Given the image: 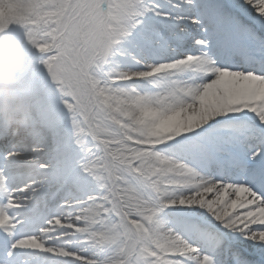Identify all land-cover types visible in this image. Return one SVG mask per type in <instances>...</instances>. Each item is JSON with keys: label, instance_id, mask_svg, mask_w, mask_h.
Instances as JSON below:
<instances>
[{"label": "snow or ice", "instance_id": "snow-or-ice-1", "mask_svg": "<svg viewBox=\"0 0 264 264\" xmlns=\"http://www.w3.org/2000/svg\"><path fill=\"white\" fill-rule=\"evenodd\" d=\"M24 7L79 130L88 264H264V0Z\"/></svg>", "mask_w": 264, "mask_h": 264}, {"label": "rangeland", "instance_id": "rangeland-1", "mask_svg": "<svg viewBox=\"0 0 264 264\" xmlns=\"http://www.w3.org/2000/svg\"><path fill=\"white\" fill-rule=\"evenodd\" d=\"M24 3L25 0H0V87L5 83H14L21 73L24 72L26 57L17 47L19 37L18 30H23L26 27V10ZM28 39L32 42V38L29 35ZM26 83L28 89L32 87H41V89L44 90V94L42 95V99L46 105L44 113L53 120H61V134L66 136L72 135L71 141L66 143V145L68 146L74 141L73 146L75 147V151H78V155H80L79 130L76 127L74 114L67 110V102L64 94L60 90V86L56 85L54 81H51L49 76L45 74V71L42 70L41 65L39 64V66H36L35 62H32L31 69L27 72ZM25 144L27 156L19 162L26 168H17L16 175H14L11 180L14 181L12 185H7V179L5 180V173L10 172L11 168L8 167L5 170H0V223H2L3 217L9 216L8 213L5 215V212L6 208L8 205H11L13 200H16L14 201V206L16 207H24L27 205V209L31 210H29L26 217L31 220L20 227L24 228L30 225L34 226L36 223H41L42 227L36 228V234L30 235L38 238L42 234H53L49 237L51 241L45 245L46 251L42 253L57 260L60 264H63V260L65 259L63 251L73 254L74 256L77 255V253H74L75 251H70L62 241L65 238H67V240L70 239L69 236L71 235H76V231L79 230V224H71L68 222L69 225L65 220L61 221L58 213L64 209L72 208L70 207L71 205L68 202L64 204L65 201H60L53 195V192H49L43 188L42 183L49 182L50 178H48L47 175L41 174L46 173L45 169H48V165L51 164V162L45 163L40 157L42 155H49L51 152L48 153V150L43 148V146L31 145L30 141L25 142ZM20 145L23 144H17V146ZM6 146V144H0V161L6 165H10L11 162H18L16 158L11 156L20 153V150H18V148L7 149ZM33 167L34 169H31ZM29 169L33 172H29ZM69 174V177L73 178L75 183L80 182V180L84 183L83 177L86 175V172L82 168L79 171L73 169ZM80 186L81 187L78 186V188L83 191L82 185ZM34 189H39V191H34ZM10 191L15 192L14 197L17 196L20 198L14 199L9 193ZM27 193L28 195H26ZM70 193L72 192L70 191ZM33 194H36L37 197H34L35 195L33 196ZM20 195L26 197H21ZM44 196H48V198L42 201L37 199L45 198ZM61 204H63V208L57 211ZM32 210H36L39 215H30V211ZM51 220L58 223L61 222V224L68 227V229H57L55 223L51 222ZM16 227H19V223L16 224ZM44 229H47L46 234H44ZM49 248L53 249L52 252H50Z\"/></svg>", "mask_w": 264, "mask_h": 264}, {"label": "bare ground", "instance_id": "bare-ground-1", "mask_svg": "<svg viewBox=\"0 0 264 264\" xmlns=\"http://www.w3.org/2000/svg\"><path fill=\"white\" fill-rule=\"evenodd\" d=\"M31 95L36 99V103L30 107L29 116L27 118V122L25 124V130L22 131L19 135L13 137L7 132V126L5 124V118L2 113H0V144H6L7 149H16L20 150V153H16L14 157L18 162H11L10 165H6L0 161V170H5L6 168H11L10 172L5 173L7 179V185H12L14 181H11L13 176L16 175L17 168L25 169L26 167L22 166L20 162L24 157L27 156V150L24 145L25 142L30 141L31 145L35 146H43L48 150L49 155H42L40 158L46 163H50L51 172L43 173L41 175H47L50 178L49 182L42 183L43 188L48 190L49 192H53V195L59 199L60 201H65L71 205L72 208H67L58 213L59 218L65 220L67 223H75L79 224V230L76 231V235L69 236L70 239L67 240L65 238L62 243L65 244L70 251H75L77 253V257L73 254H70L66 251H63L64 262L63 264H88V261L84 257L83 248V235L80 233V229L83 228V222L79 217V213L81 208L86 206L82 204V197L80 194L84 193L85 184L80 182H74L73 178H70V171L73 169L79 171L81 167V159L80 155H78V151H75V147L73 143L70 145H66L72 139V135H64L61 134L60 130L62 128L61 120H53L45 111V103L42 99V95L44 94V90L41 87H32L29 89ZM17 144H23L17 146ZM45 145V146H44ZM20 161V162H19ZM3 164V165H2ZM48 165V167H49ZM31 169H34L31 168ZM30 170V169H29ZM29 172H33L30 170ZM11 177V178H10ZM82 185L83 191L78 188ZM56 191V192H55ZM70 191L75 196H68L67 194ZM12 197H14L15 192H9ZM28 195V193L26 194ZM35 195V196H34ZM48 195V194H46ZM57 195V196H56ZM21 196V195H20ZM34 197H37L36 194H33ZM26 197V196H21ZM45 198H37L39 201L45 200L48 196H44ZM20 198L15 196L14 199ZM35 200V199H34ZM11 201V200H10ZM16 200L11 202V205L6 208V213L9 216L2 218V223H0V240H4L5 238H11V236H15L17 238H21L20 243L24 251L20 253L21 264H25V260H27V264H60L57 260H54L48 257L46 254L42 253L46 251L45 245L49 243V237L53 234L40 235L38 238L36 236H31L30 234H36V228L34 226H27L21 228L20 226L29 222L31 219H28L26 215H28L29 210H24V207H16L14 206ZM37 201V200H36ZM30 215H39L36 210L30 211ZM71 213V216L68 214ZM51 222L55 223L57 229H68V227L63 226L54 220ZM19 223V227H16V224ZM68 223V224H69ZM28 224V223H27ZM70 225V224H69ZM50 252H52V248H49Z\"/></svg>", "mask_w": 264, "mask_h": 264}, {"label": "clouds", "instance_id": "clouds-1", "mask_svg": "<svg viewBox=\"0 0 264 264\" xmlns=\"http://www.w3.org/2000/svg\"><path fill=\"white\" fill-rule=\"evenodd\" d=\"M33 31L34 29L30 28L27 22L23 30H18L19 37L17 47L26 57L24 72L21 73L14 83H5L0 87V113H2L5 118L8 134L13 137L25 130V124L30 114L29 109L37 102L31 95L26 83L27 72L31 69L32 62H35L36 66L40 64L35 45L28 39L29 33ZM45 172H51V165H49L48 169H45ZM34 191H39V189H34ZM67 195L72 197L76 194L68 193ZM80 195L83 198L82 204L86 205L81 208L78 217L83 222V228L80 229V233L83 235L90 227L88 218L95 205L94 198L87 197L84 193ZM60 208H63V204L59 205L57 211H59ZM26 209L27 205L24 206V210ZM68 215L71 216V213ZM34 227L41 228L42 224L36 223ZM43 231L44 234L47 233V229Z\"/></svg>", "mask_w": 264, "mask_h": 264}]
</instances>
